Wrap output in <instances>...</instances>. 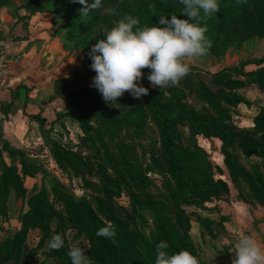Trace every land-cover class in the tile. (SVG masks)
Instances as JSON below:
<instances>
[{
	"label": "trees",
	"instance_id": "1",
	"mask_svg": "<svg viewBox=\"0 0 264 264\" xmlns=\"http://www.w3.org/2000/svg\"><path fill=\"white\" fill-rule=\"evenodd\" d=\"M46 1L49 0H28L27 6L33 8ZM177 1L102 0V8L83 13L75 12L77 4L84 7L79 2L56 0V3L63 8L59 15L71 32L80 33L85 26H96L106 19L120 20L125 16L137 18L141 26L159 25L160 16L170 18L173 14ZM87 2L91 4L93 0ZM218 3V13L211 17L202 15L200 20L201 26H207L206 36L212 41L207 55L220 54L230 36L260 35L264 38V0H218ZM109 5H118L115 15L105 11ZM150 5L154 6L151 10ZM37 9L42 11V6ZM175 15L186 18L182 11ZM83 46L92 63L88 56L92 43L85 41ZM251 64L257 68L246 72L244 67ZM235 72L247 77L264 92V56L244 63ZM216 82L227 84L228 90L212 91L204 83L187 80L183 87L149 90V94L141 98V103L119 118H112L109 131L127 129L129 136L137 137L147 124L154 123L161 140L148 151L143 150L139 162H131L126 153L118 154L120 169L116 168L114 158L107 154L106 161L114 167L116 174L112 176L106 168H99L104 194L94 203L67 192L61 183L53 180H44L42 186L35 185L29 193L26 181L42 173L43 168L17 152L10 153L20 166H8L0 160V216H7L12 190L25 206L21 229L0 245V264H29L30 256L24 253V248L32 232H39L36 248L44 250L48 258L57 259L60 264H71L67 253L73 244L85 247L93 264H155V245L161 241L169 244L170 254L188 250L198 257L200 264H209L201 258L191 236L192 218L186 208L212 204L227 195L230 189L228 182L221 177L220 166L198 146V136L213 137L222 142L229 177L234 182H245L255 200L264 205V172L257 164L248 170L245 162L252 158L264 161V107L254 118L251 131L238 130L230 120L237 105L248 103L238 92L244 82L235 79L230 71L221 72ZM190 93L203 106L198 109L190 104L187 100ZM91 94L90 88L79 81L60 79L56 81L55 94L50 97L51 101L61 98L83 113L81 127L88 136L91 132L89 115L92 109H99L102 104ZM90 98L95 101L93 105L88 101ZM36 121L42 125L46 123L41 116ZM186 126L189 131H182ZM236 149L240 155H236ZM51 150L57 163L66 171H69V161L82 165L78 158L74 162L68 160L56 142H52ZM151 175L166 180L165 193L158 197L145 192L154 182ZM124 187L132 200L133 212L115 207V198L122 194ZM143 213L149 215V221L140 216ZM198 220L212 236L213 221L210 218ZM108 224L115 225V237L98 236V229ZM58 233L65 237V246L58 251L49 250L47 242Z\"/></svg>",
	"mask_w": 264,
	"mask_h": 264
},
{
	"label": "rangeland",
	"instance_id": "2",
	"mask_svg": "<svg viewBox=\"0 0 264 264\" xmlns=\"http://www.w3.org/2000/svg\"><path fill=\"white\" fill-rule=\"evenodd\" d=\"M27 5L28 0H0V47H12L13 44H16L17 39L28 37L22 51L26 57L23 56V58L33 60L32 63L35 62V72L33 75L31 74V80L25 74L14 78L16 74H11V70L8 69L5 74H10L15 82L26 83L33 86L32 88L35 90L38 89L46 100L51 96L53 87H56L55 81L60 79L69 82L79 81L90 88L93 93L91 95L100 99L102 104L99 109H92L93 111L89 115L91 125L89 136L84 133L81 127L83 113L61 98L55 99L47 105L45 110L38 112L39 117L46 119L44 125L39 122L31 123L29 119L27 121L22 113L17 114L11 111V114L7 115L5 110V117L12 124L6 123L5 130L2 131L3 135H0V160L8 166L13 164L20 166L19 163L13 161L10 153L17 152L43 168L42 173L34 179L26 181L29 193L32 192L35 185L42 186L44 180H53L61 183L67 192L73 193L78 198L89 199L94 203L104 194L103 184L98 174L99 168H106L112 176L116 174L114 167H110L106 161L107 154L114 158L117 169H120L118 165L120 161L117 156L121 152L126 153L131 162H139L142 160L143 150L148 151L160 143L159 129L154 123H149L143 133L137 137L129 136L127 129L109 131L108 126L111 119L119 118L128 109L141 103V99H134L126 92L117 102L106 103L99 91L91 86L92 78L96 73L90 68L91 63L83 49L84 42L94 45L99 39H103L106 32L117 23L118 19H106L99 25L85 26L80 33L71 32L67 22L59 15L63 8L56 3V0L36 4L33 8H29ZM40 6H42V11L37 9ZM183 7L180 0L177 1L173 7L172 15L181 12ZM80 9L77 4L75 12L83 13L84 11H80ZM10 56V61L13 64H16L21 57V55L12 57V54ZM263 56L264 38L260 35L230 36L226 39L225 47L220 54L206 55L195 60L191 66V73L181 80L179 87H183L187 80H191L195 84L204 83L212 91L228 90V85L218 84L216 77L223 71H230L235 79L244 82V87L238 92L248 102L239 104L232 110L230 122L240 131H251L254 127V118L258 115L260 108L264 107V92L256 84L249 82L247 77L237 75L235 69L241 68L246 62L257 61ZM256 68V65L251 64L245 66L244 70L249 72ZM143 71L144 79L140 82L142 86L149 90L158 89L152 88L147 79L149 69ZM187 100L198 109L203 106L193 93L188 94ZM88 101L91 105L95 102L91 98ZM43 128L44 134H42ZM181 130L189 131V128L186 126ZM9 136L14 138L11 139ZM197 141L198 146L207 152L216 165L220 166L223 172L221 177L231 183L222 154V142L219 139L205 136H198ZM52 142L58 144L68 160L72 159L74 162L75 158H78L82 160V165L69 161V171L61 168L51 150ZM235 151L236 155L240 152L237 149ZM19 158H21L20 155ZM245 162L248 170H252L253 166L257 164L264 172V161L254 159L245 160ZM151 176L154 182L145 192L158 197L165 193L164 182L166 180L157 175ZM243 184L248 197L254 198L247 184L245 182ZM124 188L122 194L115 198V207L120 211L133 212L132 200L127 188ZM229 194L230 191L212 204L186 208L192 218V229L196 230L195 239L192 229L191 236L201 258L209 264H232L234 244L231 239L223 240L222 243L217 242V244H214L211 239V243L202 242L200 235L202 237L203 234L207 235L208 238L209 236L216 237L214 232L216 223L210 219L213 221V235L211 236L198 219L211 218L212 215L220 213L219 202ZM7 208V216H0V245L21 229L25 206L14 190L11 192ZM140 216H145V219L149 221L148 214L143 213ZM212 218L214 219V217ZM228 226L233 229L232 225ZM38 238L39 232H32L24 248V253L30 256L29 264H60L59 260L48 258L44 250L36 248Z\"/></svg>",
	"mask_w": 264,
	"mask_h": 264
},
{
	"label": "clouds",
	"instance_id": "3",
	"mask_svg": "<svg viewBox=\"0 0 264 264\" xmlns=\"http://www.w3.org/2000/svg\"><path fill=\"white\" fill-rule=\"evenodd\" d=\"M84 5L80 11L103 7L102 0H72ZM184 6L183 17L160 16L159 25L141 26L132 16H125L99 39L88 53L90 68L96 73L91 86L96 88L106 103H115L126 92L134 99L149 94L140 83L144 69H149L147 79L152 88L161 91L179 86L191 73L192 63L206 56L212 41L206 36L207 26L200 20L214 16L220 10L218 0H180ZM118 7V5H117ZM117 7L109 5L105 11L115 15ZM150 5V10L153 8ZM98 236L112 239L115 225L108 224L97 231ZM63 234L53 235L47 242L49 250L58 251L65 246ZM155 264H200L198 257L188 250L169 253V244L161 241L155 245ZM71 264H93L85 247L73 244L68 249ZM232 264H264V241L241 230L234 244Z\"/></svg>",
	"mask_w": 264,
	"mask_h": 264
},
{
	"label": "crops",
	"instance_id": "4",
	"mask_svg": "<svg viewBox=\"0 0 264 264\" xmlns=\"http://www.w3.org/2000/svg\"><path fill=\"white\" fill-rule=\"evenodd\" d=\"M27 40L28 37L22 39L20 38L19 40H16V44H13L12 47H0L1 136L5 130V124H12L6 119L5 110L7 115L8 113L11 114V111H13L12 113L16 112L17 114L22 113L25 115L24 118H26L27 121L29 119L31 123H38L36 121L38 112L45 110L47 105L54 101H51L50 97L55 94V87L51 90L52 94L49 99L46 100L42 97V94L38 91V89L35 90L32 88L33 86L26 83L15 82L11 78L10 74H5L6 69H8L11 70V74H16L14 78H18L22 76V74H25L30 80L32 79L31 74L33 75L35 72V62L32 63L33 60L25 59L26 56L22 52L24 49V43H26ZM11 54L12 57L15 55H21L16 64H13V62L10 61ZM23 56L25 57L23 58ZM10 138L13 139L14 137L12 136ZM254 159L257 158H252L251 160ZM229 186L230 194L224 200L219 202L220 213L212 215L210 218L216 223V230L214 231L216 237L211 238L209 236L208 238L206 237L207 235L203 234V237L200 235V239L202 242L211 243L212 241L214 244H217V242L222 243L223 240L227 241L228 239H231L233 241L232 243L235 244L237 234L243 230L245 234L254 235L257 239L264 241V205L257 202L254 198L248 197L247 190L244 189L245 185L243 182H233L231 179ZM212 217H214V219ZM223 219H225V221L222 222ZM228 225H232L233 229H231ZM192 235L195 239L194 235H196V230L194 228L192 229Z\"/></svg>",
	"mask_w": 264,
	"mask_h": 264
}]
</instances>
